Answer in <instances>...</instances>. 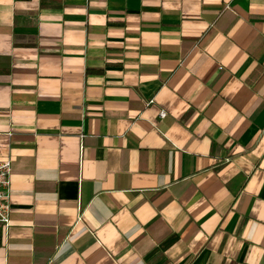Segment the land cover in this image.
I'll return each instance as SVG.
<instances>
[{
    "label": "crops",
    "instance_id": "obj_1",
    "mask_svg": "<svg viewBox=\"0 0 264 264\" xmlns=\"http://www.w3.org/2000/svg\"><path fill=\"white\" fill-rule=\"evenodd\" d=\"M8 156L0 264H264V0H0Z\"/></svg>",
    "mask_w": 264,
    "mask_h": 264
},
{
    "label": "built area",
    "instance_id": "obj_2",
    "mask_svg": "<svg viewBox=\"0 0 264 264\" xmlns=\"http://www.w3.org/2000/svg\"><path fill=\"white\" fill-rule=\"evenodd\" d=\"M165 115L166 112L161 110L159 116L163 118ZM11 173L12 158L8 156L0 160V229L3 232H6L12 223L10 219Z\"/></svg>",
    "mask_w": 264,
    "mask_h": 264
},
{
    "label": "trees",
    "instance_id": "obj_3",
    "mask_svg": "<svg viewBox=\"0 0 264 264\" xmlns=\"http://www.w3.org/2000/svg\"><path fill=\"white\" fill-rule=\"evenodd\" d=\"M0 238H1V229H0Z\"/></svg>",
    "mask_w": 264,
    "mask_h": 264
}]
</instances>
